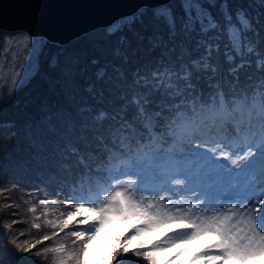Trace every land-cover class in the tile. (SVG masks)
<instances>
[{"label":"snow or ice","instance_id":"snow-or-ice-1","mask_svg":"<svg viewBox=\"0 0 264 264\" xmlns=\"http://www.w3.org/2000/svg\"><path fill=\"white\" fill-rule=\"evenodd\" d=\"M123 19L113 34L140 24L137 39L148 58L129 73L125 65L139 60V51L121 45L119 63L97 66L75 111L49 119L46 135L33 136L38 158L51 161L49 171L66 185L65 207L74 209L47 224L62 231L77 217L78 224L92 221L69 233L84 238L72 256L77 264L98 233L134 217L144 226L115 235L109 264H123L129 252L153 264L160 245L129 246L174 221L181 232L172 243L215 237L203 253L209 262L264 256V0H178ZM11 132L0 128V136ZM20 222L4 227L10 232ZM6 243L17 252L35 248L15 236Z\"/></svg>","mask_w":264,"mask_h":264},{"label":"trees","instance_id":"trees-1","mask_svg":"<svg viewBox=\"0 0 264 264\" xmlns=\"http://www.w3.org/2000/svg\"><path fill=\"white\" fill-rule=\"evenodd\" d=\"M170 3H178V0H172ZM232 3L234 6L250 3L258 6L259 0H232ZM151 10L153 8H143L139 12ZM253 11H259V8L256 7ZM125 23L124 19L119 20L67 45L30 37L22 31H0V128L12 129L11 135L0 136V189L6 190L0 192L2 264H20L21 261L25 264H54L51 262L50 250L41 255L42 260H34L33 257L29 259L27 253L23 252H21L23 258L20 259L15 247L6 243L16 234L2 226V224L5 226V222L8 225V219L11 218L9 216H12L3 207L6 203L18 205L11 208L15 213L13 218L22 221L15 223L20 230L17 235L19 243L33 242L40 250L49 249L52 237L63 231H72L73 228L68 226L62 232L56 233L60 227L52 229L45 221L48 217L47 208L51 211L49 214L51 217L56 214L58 205L62 209L61 203L66 199V192L60 189H66V185L57 173L49 171L51 161L38 158L37 141L33 136L36 134L39 138L42 134L46 135L42 126L47 124L49 119L58 120L63 115L75 111L86 95L84 85L94 80L93 73L97 66H102L105 62L119 63L117 57L121 45L131 44L132 48L139 51V60L134 58L131 64L125 65L129 73L137 63L148 58L149 53L144 51L145 45H141L137 39V32L143 31L140 24L125 28L119 34H113L115 28ZM93 61L96 62L95 65ZM21 80L22 84L19 83ZM104 106L107 107L108 104ZM52 200H56V203H51ZM42 201L49 202L45 206ZM33 206L36 207L34 213L28 210ZM33 223L40 224V229L33 227ZM21 232L23 235H20ZM132 232L133 230L126 226L116 227L112 234L115 237L117 233H122L126 238L131 236ZM45 235L49 239L45 240ZM74 240L81 249L83 239L78 240L74 237ZM144 242V239L137 238L132 244L134 247L144 246ZM111 245H104L93 258H103L105 262ZM138 250L145 251L144 248ZM156 259L154 255L153 264H157ZM112 263L116 264V261ZM123 264L149 262L129 252L125 255Z\"/></svg>","mask_w":264,"mask_h":264},{"label":"water","instance_id":"water-1","mask_svg":"<svg viewBox=\"0 0 264 264\" xmlns=\"http://www.w3.org/2000/svg\"><path fill=\"white\" fill-rule=\"evenodd\" d=\"M172 0H0V31L67 45L99 28L109 27L142 7Z\"/></svg>","mask_w":264,"mask_h":264},{"label":"rangeland","instance_id":"rangeland-1","mask_svg":"<svg viewBox=\"0 0 264 264\" xmlns=\"http://www.w3.org/2000/svg\"><path fill=\"white\" fill-rule=\"evenodd\" d=\"M127 17H131V16H127ZM122 20V19H121ZM97 30V29H96ZM95 31V30H94ZM93 32V31H91ZM91 32H89L88 34H85L83 36L89 35ZM81 36V37H83ZM80 37V38H81ZM79 39V38H77ZM23 45V43H22ZM85 46V45H82ZM0 199L2 200V196L0 195ZM64 202L61 203L62 209L60 207V205H58V210L56 211V214L54 215V217L49 216V214L51 213L50 209L47 208V218H46V223L48 220H53L56 221L58 219H61V213H64V219L67 218V212L69 210L74 211V209H70L68 207H65L66 204V199L63 200ZM5 205H8V203H6ZM6 212H9L8 214H11L12 216H9L11 218H7L9 220V224H12V222L15 220L13 218L14 215V210L10 207V208H5ZM84 215H89V213H85ZM6 216V214H5ZM83 217H77L76 220L82 219ZM76 220H73L71 223L68 224V226L72 227V231L73 230H82L85 229L89 226V224L92 223V221H89L88 224H78L76 223ZM130 222H133L136 227H143L144 226V220L143 218H139V217H134L132 219H130ZM1 223V221H0ZM5 225L7 224L6 222L4 223ZM123 224L122 222H118L115 223L113 225L108 226L107 228H105L104 230H102L100 233L97 234L96 238L90 243L89 248L87 250V253L85 254V256L83 257V262L82 264H109V259L107 257V260L104 262L103 258H93L96 256V253L99 252V250L103 249L104 245H111V244H115V237L113 236V231L116 229V227H119V225ZM2 226L4 227V225L2 224ZM175 226V224H162L159 227H155L153 228L150 232H145L141 236H145L147 237V242H146V246H148L149 241L152 240L154 243L151 244V247L153 248L154 245H160L161 249L160 251H157L155 253L156 258H157V262L158 264H173V258L174 256L178 255V254H171V250L173 248H176V244L174 245H170L171 242L173 241H168L167 239H172L173 235H168L166 237L161 238L160 235H163L162 233H164V231L168 230L169 228ZM13 231L16 233L15 237H17L18 233L20 232L17 224H13ZM57 228H59V226H57ZM52 229H54L52 227ZM65 229V228H64ZM63 229V230H64ZM62 230V231H63ZM61 230L58 229L56 231V233H59ZM61 231V232H62ZM70 231H66V232H62L59 235H56L55 237H52L49 243V250L51 251V249L63 246L64 251L63 252H52V259L51 262L54 264H77V261L72 259V256L80 251V247L79 245L76 243V241L74 240V237L71 236L69 233ZM179 234H177L178 236ZM84 239V238H81ZM209 239V235H203L201 237L200 240V244L199 247H201L203 245V243H205L207 240ZM19 242V241H18ZM133 243V242H132ZM30 244H34L33 242H31ZM81 244H83V242H81ZM192 245H189L188 247H186L182 252H181V256H182V262L179 264H197L198 262H200L201 264H205V262H203L202 259L203 258V254L201 255V259H196V257L198 255H195L193 257H195L194 259L191 260V258L189 256H192V252L191 251H195L197 250L196 247L198 245H195L193 243H191ZM112 246V245H111ZM133 246L130 245L129 247L131 248ZM198 247V248H199ZM37 250H40L39 246H35V248L31 249V251H33V253L30 251L29 253H27V256L29 257V259H31L33 257L34 260H42L41 256L37 257L35 255V252ZM17 255L20 257V259L23 258V254L21 252H17ZM204 253V252H203ZM189 255V256H188ZM31 257V258H30ZM189 257V258H188ZM55 260V262H54ZM191 260V261H190ZM20 264H25L22 261L20 262ZM111 264H114L111 262ZM215 264V262L213 263Z\"/></svg>","mask_w":264,"mask_h":264},{"label":"bare ground","instance_id":"bare-ground-1","mask_svg":"<svg viewBox=\"0 0 264 264\" xmlns=\"http://www.w3.org/2000/svg\"><path fill=\"white\" fill-rule=\"evenodd\" d=\"M143 8H146V7H142L141 9H143ZM261 211L264 212V207L261 208ZM173 228H171V229H173L174 232H178L180 234V232H181V224H178V225H176ZM176 238L177 237H175L174 240H176ZM200 238L201 237H199L198 239L191 240V241H187V242H183V243H172L171 242V244H170L171 246L174 245V244H176V246H177L176 248H173L171 250V254H175V255L178 254V255L174 256V258H173V264H179V263H181L182 262L181 252L186 247H188L189 245H192L191 243H193L195 245H198V243L200 241ZM231 264H235V262L234 263H231ZM246 264H264V256L257 257L255 259L249 260V261L246 262Z\"/></svg>","mask_w":264,"mask_h":264}]
</instances>
